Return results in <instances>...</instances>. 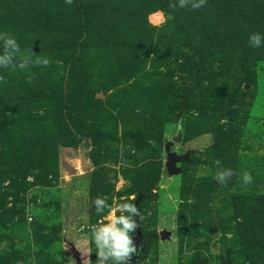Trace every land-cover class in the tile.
<instances>
[{"label": "rangeland", "instance_id": "1", "mask_svg": "<svg viewBox=\"0 0 264 264\" xmlns=\"http://www.w3.org/2000/svg\"><path fill=\"white\" fill-rule=\"evenodd\" d=\"M5 1L0 0V32L14 34L22 49L51 62L23 71L0 69L6 77L0 83V151L25 163L12 173L0 161V264H85L89 249L95 264L89 229L108 211L97 215L94 199L106 197L115 207L132 195L143 199V248L134 264H264V47L245 55L240 45L248 42L239 34L201 45L198 33L189 45L176 33L170 41L153 37L133 51L129 40L125 46L116 38L118 47L98 49L85 42L74 57L91 73L93 97L77 102L74 115L70 107L62 110V103L73 101L59 97L73 83L66 79L68 53L47 48L38 19L32 26L17 23V9ZM161 13L150 12L147 22L159 28L165 23ZM166 42L172 43L171 56L153 65V50L167 54ZM180 120L182 140L174 143L170 137ZM152 132L161 133L160 146L149 144ZM65 134L73 140L56 144L55 157L41 171L42 146ZM167 142L169 152L187 153L171 175L164 169ZM216 159L234 173L224 185L214 180ZM244 171L253 177L247 187L241 184Z\"/></svg>", "mask_w": 264, "mask_h": 264}, {"label": "trees", "instance_id": "2", "mask_svg": "<svg viewBox=\"0 0 264 264\" xmlns=\"http://www.w3.org/2000/svg\"><path fill=\"white\" fill-rule=\"evenodd\" d=\"M5 2L14 4L17 9L16 13L12 12L17 23L28 22L29 26H32L33 20L38 19V24L45 25V27L40 25L39 31L48 35V39L44 41L47 48L57 47L59 51L68 53L69 59L66 58L64 62L70 60V75L66 79H73L74 84L68 85L72 88L64 90L59 97L64 98L65 102L73 101L71 106L62 103V110L66 108L63 107L65 105L73 109L71 113L78 108L77 102L82 103L93 97L90 89L93 82L91 73H85L82 62L74 57L75 48L80 44L88 42V45L95 49L110 48L113 44H118L119 41L116 39L118 38L123 41L122 45L129 40L126 43L127 49L133 51V47L143 49L144 46L151 44L153 37L158 42L160 39L170 41L173 39L172 35L176 33L189 45L193 44L191 40L198 33L201 35V45L206 42L210 44L212 41L209 40L212 37H223L222 35L228 36L231 40L239 34L242 41L248 42L251 32L264 33V0H206V3L196 10L170 9L169 0H74L71 5H66L64 0H6ZM155 10L170 16L159 28L151 26L146 19V16ZM50 34L54 36L51 37ZM171 46V42H166L167 54L164 55L153 50L152 64L156 63L157 66L165 64L163 60L172 54L173 49L168 52ZM241 46L245 55L250 53L249 51L256 52L249 43H243ZM198 55L199 62L203 63L202 52ZM127 72L132 75L131 69L127 68ZM160 78H154L153 82ZM54 108L61 112L56 105ZM69 112L67 111V114ZM68 118L74 120L72 114ZM71 139L73 140V135L65 134L48 140L42 146L39 155L41 160H37L41 171H44V165L55 157L56 144H68ZM150 140L160 146L161 133L152 132ZM0 161L1 166H9L12 173L17 172L13 168L17 167L21 170L25 164L20 155H13V152L4 149L0 151ZM32 161L35 160L31 159ZM1 170L0 173L4 172ZM41 176L39 171L34 179L38 182ZM160 178L155 179V184L160 182ZM142 201L143 199L137 195L134 203L140 208Z\"/></svg>", "mask_w": 264, "mask_h": 264}, {"label": "clouds", "instance_id": "3", "mask_svg": "<svg viewBox=\"0 0 264 264\" xmlns=\"http://www.w3.org/2000/svg\"><path fill=\"white\" fill-rule=\"evenodd\" d=\"M74 0H64L66 5L73 4ZM206 0H169L170 9L189 8L196 10L201 8ZM164 21L167 16L161 13ZM250 47H264V34L259 31H253L248 36ZM0 69L23 71L36 66L47 67L50 59L34 53L31 48L22 49L17 37L7 31L0 32ZM6 77L0 74V83H4ZM28 82H32V77L27 78ZM176 132L183 130L182 120L177 121L174 125ZM153 147L155 141H149ZM134 151V149H133ZM214 165L219 169L214 175V180L218 185H224L234 175L231 168H222L221 161L216 159ZM241 184L247 187L253 184L251 172L244 171L241 174ZM136 200V196L125 198L118 201L115 207L109 204L106 197L97 196L93 205L97 215L108 211L106 219H100L96 224L90 226L91 239L90 243L95 245L96 261L95 264H131L134 256L139 255V248L134 239V233L140 226L138 221L142 219L139 208L132 201ZM91 249L86 252L85 264H92L88 259Z\"/></svg>", "mask_w": 264, "mask_h": 264}, {"label": "water", "instance_id": "4", "mask_svg": "<svg viewBox=\"0 0 264 264\" xmlns=\"http://www.w3.org/2000/svg\"><path fill=\"white\" fill-rule=\"evenodd\" d=\"M181 140H182L181 132L179 133V132H176V130H175L173 135H171V137H170V141L174 142V143H180ZM168 146H169V142L165 143V145L163 147L164 153H165L164 169H165V172L167 175H171V174H175L178 172V168L175 166V163L182 162V161L186 160L187 159V153H184L183 155H176L173 152H169ZM63 167L67 170V172L69 174L74 173V170L71 167H69L68 165L63 164ZM158 235L161 238L166 236V234L163 232H159ZM134 239H135L137 246L139 248V243H141V242L139 240L140 235H139L138 229L136 230ZM140 256H141V248H139V255L133 257L131 264L135 263V261L137 259H139Z\"/></svg>", "mask_w": 264, "mask_h": 264}, {"label": "flooded vegetation", "instance_id": "5", "mask_svg": "<svg viewBox=\"0 0 264 264\" xmlns=\"http://www.w3.org/2000/svg\"><path fill=\"white\" fill-rule=\"evenodd\" d=\"M139 248H141V255H142V248H143V243H142V242L139 243ZM140 257H141V256H140ZM140 257H139V258H140ZM137 260H138V259H137ZM137 260H136V261H137ZM136 261H135V262H136ZM133 264H134V263H133Z\"/></svg>", "mask_w": 264, "mask_h": 264}]
</instances>
